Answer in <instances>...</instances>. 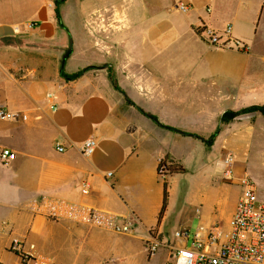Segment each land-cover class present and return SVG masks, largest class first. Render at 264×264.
Returning a JSON list of instances; mask_svg holds the SVG:
<instances>
[{"label":"crops","instance_id":"1","mask_svg":"<svg viewBox=\"0 0 264 264\" xmlns=\"http://www.w3.org/2000/svg\"><path fill=\"white\" fill-rule=\"evenodd\" d=\"M84 2L64 0L61 27L55 0H0V42H8L0 55V108L15 116L0 120V150L16 154L0 164V264H165L167 250L149 257L145 243L151 232L176 242L169 230L181 221L172 207L203 180L227 182L230 154L236 204L238 179L251 177L245 151L226 140L254 133L249 125L235 129L241 116L212 146L205 141L226 111L264 106V0H134L105 13L87 12ZM228 25L248 52L214 47L196 31L221 35ZM83 69L76 80L61 75ZM87 140L95 149L85 157ZM165 157L186 172L160 177ZM164 182L169 197L159 220ZM236 204L224 228L202 215L197 227L193 219L181 225L201 239L214 228L224 235ZM86 208L133 219L135 230L124 236L99 228ZM15 238L32 261L10 250Z\"/></svg>","mask_w":264,"mask_h":264},{"label":"built area","instance_id":"2","mask_svg":"<svg viewBox=\"0 0 264 264\" xmlns=\"http://www.w3.org/2000/svg\"><path fill=\"white\" fill-rule=\"evenodd\" d=\"M178 8L182 12L188 10V6L180 4ZM232 26L228 25L223 34H218L210 29L198 28L199 35L205 36L206 41L214 47H227L235 50L247 51L245 43L234 39L231 35ZM13 116L6 109L0 108V120H7ZM95 149V142L87 140L81 148L83 156H90ZM59 152L65 148L58 146ZM16 160V154L7 148L0 150V164L8 165ZM226 169L224 177L228 181L234 179V157L230 154L224 160ZM158 174L165 178L169 171L163 159L159 163ZM108 177L111 174L107 175ZM241 194L237 201L231 220V229L222 234L217 228L212 229L206 239L198 235H192L188 230H176L174 232L175 243L167 244L159 240L155 234L145 243V249L149 257L158 254L160 249L167 250L165 264H264V199H260L255 182L247 174L238 179ZM90 183L83 189L88 194ZM90 221L97 227L110 230L117 235L129 236L135 230L136 221L131 219L120 222L115 218H105L103 214L94 208L85 209ZM223 239V240H222ZM30 247V250H33ZM10 250L18 254L23 260L32 261L34 257L26 250L25 244L15 238L12 240Z\"/></svg>","mask_w":264,"mask_h":264},{"label":"rangeland","instance_id":"3","mask_svg":"<svg viewBox=\"0 0 264 264\" xmlns=\"http://www.w3.org/2000/svg\"><path fill=\"white\" fill-rule=\"evenodd\" d=\"M71 1L75 2L76 0H71ZM133 3L134 0H85L84 6L87 12L97 10L99 12L105 13L107 11H110V9H113L115 6L130 8ZM37 45H40L43 49L47 48L44 43L37 42ZM6 46H8V42H0L1 57H2L1 51ZM217 48L232 50L240 53L248 52V50L247 51L235 50L232 48H227L222 46L220 47L218 46ZM47 49L51 50V48H47ZM32 52H34V50ZM33 55L34 53H32V56ZM243 108H239L237 110H229V111L236 112ZM244 117L245 116H241L240 120H238L234 124L235 129L237 127L240 131H243L246 128H248L249 125V127L254 128V133L251 134L250 136H247L245 132L242 133L239 132L240 135L236 134L234 135V137L231 136L227 137L226 140L227 143H229L230 145L237 147V149L239 150L245 151L248 158V161L246 162V168L250 173L252 180L255 182L257 186L258 195L260 199H264V131L262 130V128H264V121H263L264 118L260 114H256V115L251 114L247 116V118ZM259 117L262 118V121L260 120ZM231 123L226 125L220 124L219 128H221L222 130L223 126H228ZM219 134L215 137V139L213 140L210 146L214 144ZM212 136H210L205 142L211 140ZM208 146L209 145L206 143L205 147L207 148ZM202 154L204 161L206 158L210 159L208 153L205 152V148H203ZM206 181L203 180L200 185L194 186L192 196L187 202L179 203L178 205L172 208H174V213L177 214L178 217H180L179 219L181 221V224L193 219L195 226L197 227L200 223V217L202 215V220L205 219L209 221L210 223H212L211 224L212 226L218 225L219 227L224 228L227 217L234 208V205L236 204L238 189H236V184H234V182L228 180L227 182L226 181L220 182L214 180L215 183L213 182L207 183ZM238 187L241 189L239 185ZM181 224L179 225V223H177L176 226L174 225L175 227L169 230V235L171 236V233L174 234V232L179 229L189 230L185 228L186 226ZM190 232L191 234H194L195 231H190Z\"/></svg>","mask_w":264,"mask_h":264},{"label":"trees","instance_id":"4","mask_svg":"<svg viewBox=\"0 0 264 264\" xmlns=\"http://www.w3.org/2000/svg\"><path fill=\"white\" fill-rule=\"evenodd\" d=\"M64 2V0H55V5H56V17L58 20V23L61 27L62 26V22H61V13H60V5ZM197 34L199 35V33L197 32ZM70 54V49L65 52L63 60H66L69 57ZM86 71V69L80 70L74 74L71 75H67L65 74L63 71L61 72V75L66 79V80H76L78 78H80L84 72ZM129 104H132L129 100H128ZM253 113H259L262 115V117L264 118V106H259V105H253L244 109H241L239 111H226L225 113L222 114V116L220 117V123L221 124H229L232 121H234L236 118H238L239 116L242 115H246V114H253ZM147 117L151 118L152 120L157 122V119L151 115L145 114ZM173 130V129H171ZM221 131V128H218V130L214 133V135L212 136L211 140L207 141L206 143L210 146L213 142V140L215 139V137L219 134V132ZM163 163L167 165L169 174H178V173H185L186 170L185 168L180 165L179 163L174 162L172 159H170L169 157H165L163 158ZM168 186L167 183L164 182L163 184V200H162V207L159 213V220L163 217L166 208H167V204H168ZM152 235H154V232H151Z\"/></svg>","mask_w":264,"mask_h":264}]
</instances>
